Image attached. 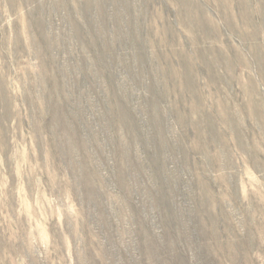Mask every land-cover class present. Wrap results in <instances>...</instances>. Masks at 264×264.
Here are the masks:
<instances>
[{
  "label": "rangeland",
  "instance_id": "rangeland-1",
  "mask_svg": "<svg viewBox=\"0 0 264 264\" xmlns=\"http://www.w3.org/2000/svg\"><path fill=\"white\" fill-rule=\"evenodd\" d=\"M0 264H264V0H0Z\"/></svg>",
  "mask_w": 264,
  "mask_h": 264
}]
</instances>
